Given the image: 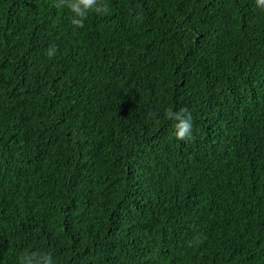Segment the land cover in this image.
Returning a JSON list of instances; mask_svg holds the SVG:
<instances>
[{
	"label": "trees",
	"instance_id": "1",
	"mask_svg": "<svg viewBox=\"0 0 264 264\" xmlns=\"http://www.w3.org/2000/svg\"><path fill=\"white\" fill-rule=\"evenodd\" d=\"M106 2L0 0V264H264V8Z\"/></svg>",
	"mask_w": 264,
	"mask_h": 264
},
{
	"label": "clouds",
	"instance_id": "2",
	"mask_svg": "<svg viewBox=\"0 0 264 264\" xmlns=\"http://www.w3.org/2000/svg\"><path fill=\"white\" fill-rule=\"evenodd\" d=\"M57 7L67 6L71 12V24L76 28L84 27L90 13L106 15L110 12L109 3L106 0H56ZM259 8H264V0H256ZM57 46L50 45L46 49L48 57L55 56ZM166 117L172 121L174 135L178 140L184 141L193 137L194 134V115L187 107L180 109L169 108ZM200 240L197 237L191 243ZM19 264H56L54 254L47 251H34L24 253L19 257Z\"/></svg>",
	"mask_w": 264,
	"mask_h": 264
}]
</instances>
